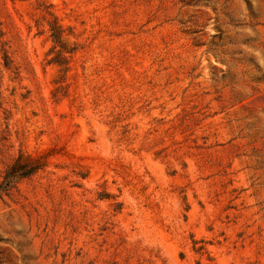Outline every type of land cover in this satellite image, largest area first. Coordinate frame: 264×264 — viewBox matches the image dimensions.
Here are the masks:
<instances>
[{
    "label": "rangeland",
    "instance_id": "1",
    "mask_svg": "<svg viewBox=\"0 0 264 264\" xmlns=\"http://www.w3.org/2000/svg\"><path fill=\"white\" fill-rule=\"evenodd\" d=\"M20 156L0 264H264V0H0Z\"/></svg>",
    "mask_w": 264,
    "mask_h": 264
},
{
    "label": "trees",
    "instance_id": "2",
    "mask_svg": "<svg viewBox=\"0 0 264 264\" xmlns=\"http://www.w3.org/2000/svg\"><path fill=\"white\" fill-rule=\"evenodd\" d=\"M57 28L53 30V37L57 38ZM32 158L23 159L21 156L5 172L3 183L0 185V192L6 188L18 177H26L33 174L38 168Z\"/></svg>",
    "mask_w": 264,
    "mask_h": 264
}]
</instances>
